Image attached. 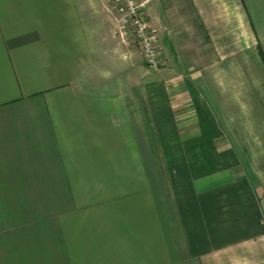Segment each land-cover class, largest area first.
<instances>
[{"label":"crops","instance_id":"1","mask_svg":"<svg viewBox=\"0 0 264 264\" xmlns=\"http://www.w3.org/2000/svg\"><path fill=\"white\" fill-rule=\"evenodd\" d=\"M137 1L164 75L193 43L264 49V0ZM141 62L108 0H0V264H252L251 188L205 178Z\"/></svg>","mask_w":264,"mask_h":264},{"label":"rangeland","instance_id":"2","mask_svg":"<svg viewBox=\"0 0 264 264\" xmlns=\"http://www.w3.org/2000/svg\"><path fill=\"white\" fill-rule=\"evenodd\" d=\"M130 46L139 48L133 42ZM188 46L194 57L183 60L186 73L164 75L159 72L161 56L159 66L151 69L141 54L145 72L137 78L156 82L157 100L169 101L176 117H187V124L175 125V131L201 132L204 139L190 140L189 147H201L206 179L221 184L236 180L238 195L240 182L251 188L252 229L261 237L246 247L252 264H264V49L249 44L213 46L206 41ZM175 67L182 69L180 61ZM190 158L195 163L196 157ZM244 252L230 253V262L244 259Z\"/></svg>","mask_w":264,"mask_h":264},{"label":"built area","instance_id":"3","mask_svg":"<svg viewBox=\"0 0 264 264\" xmlns=\"http://www.w3.org/2000/svg\"><path fill=\"white\" fill-rule=\"evenodd\" d=\"M110 8L117 15L120 39L125 44L137 43L144 59L151 69L160 64L156 44L157 32L149 26L142 12L143 4L137 0H108Z\"/></svg>","mask_w":264,"mask_h":264}]
</instances>
